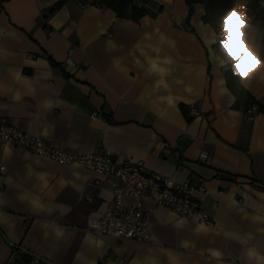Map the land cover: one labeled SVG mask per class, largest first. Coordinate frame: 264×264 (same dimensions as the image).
<instances>
[{
  "label": "crops",
  "instance_id": "crops-1",
  "mask_svg": "<svg viewBox=\"0 0 264 264\" xmlns=\"http://www.w3.org/2000/svg\"><path fill=\"white\" fill-rule=\"evenodd\" d=\"M58 1L0 0V117L66 152L107 149L202 182L212 224L156 205L146 240L97 234L86 220L103 212L117 177L0 137V264H14L16 249L53 264H264V111L233 106L232 62L204 3L187 18L186 0H133L147 10L134 20L92 0L49 13ZM249 1L234 8L246 14ZM250 21L243 36L264 58ZM239 23L229 26L243 49ZM248 59L241 84L264 106V68Z\"/></svg>",
  "mask_w": 264,
  "mask_h": 264
},
{
  "label": "built area",
  "instance_id": "built-area-1",
  "mask_svg": "<svg viewBox=\"0 0 264 264\" xmlns=\"http://www.w3.org/2000/svg\"><path fill=\"white\" fill-rule=\"evenodd\" d=\"M258 105L247 108L249 117L258 111ZM190 110L197 112L194 107ZM97 111L90 117H98ZM0 137L20 145L37 154L48 156L59 163L81 164L100 174L116 176L112 197L98 215H90L85 228L100 235L117 239L146 240L150 237L149 213L153 206L164 205L172 211L195 216L206 225L212 224L210 215L201 207L206 194L202 182L190 179L176 181L173 178L149 170L142 160L117 161L111 150L99 149L93 152H66L39 135L20 128L11 118L0 117ZM5 166L0 163V171ZM150 199L153 204H147ZM264 219V210L262 212Z\"/></svg>",
  "mask_w": 264,
  "mask_h": 264
},
{
  "label": "trees",
  "instance_id": "trees-1",
  "mask_svg": "<svg viewBox=\"0 0 264 264\" xmlns=\"http://www.w3.org/2000/svg\"><path fill=\"white\" fill-rule=\"evenodd\" d=\"M264 0H250L245 8L247 17L251 18L250 25L254 27L261 35V41L264 43ZM63 0H59L53 7L49 9V13L54 11L62 4ZM99 6H107L112 8L118 16L130 17L138 20L146 13V8L136 4L133 0H92ZM189 10L188 17L193 11V3L203 2L205 6V13L202 18L205 22L213 24L218 30L221 27L222 19L232 8L238 3V0H186ZM227 84L234 92L236 100L234 107H244L247 109L250 105L256 102L255 98L243 87L241 84V77L235 75L233 72L226 73ZM181 111L187 119H191L192 115L189 108L185 104L180 105ZM259 110L264 111V106H258ZM16 257L14 264H27L30 261V256L21 250L16 249Z\"/></svg>",
  "mask_w": 264,
  "mask_h": 264
},
{
  "label": "snow or ice",
  "instance_id": "snow-or-ice-1",
  "mask_svg": "<svg viewBox=\"0 0 264 264\" xmlns=\"http://www.w3.org/2000/svg\"><path fill=\"white\" fill-rule=\"evenodd\" d=\"M244 7L241 5L237 8H232L222 19L221 31L223 33V38L220 40V47L224 50L225 54L229 57L232 62L233 73L237 76H240L242 79H247L251 74L249 68L251 67V61L248 57H251L252 60L257 61V66L253 71L260 70L264 68V58H261L251 45L247 44L246 38L243 36L244 28L247 25L246 14L240 9ZM233 20L239 21L237 30L241 33L240 43L244 45L243 49L235 43L233 37V29L229 26V21Z\"/></svg>",
  "mask_w": 264,
  "mask_h": 264
},
{
  "label": "water",
  "instance_id": "water-1",
  "mask_svg": "<svg viewBox=\"0 0 264 264\" xmlns=\"http://www.w3.org/2000/svg\"><path fill=\"white\" fill-rule=\"evenodd\" d=\"M226 69V68H225ZM224 69V70H225ZM26 253H28L29 255H33L34 257H37V258H40V257H38V256H36L35 254H32V253H30L29 251H27V250H24ZM40 259H42L43 261H45V262H47V263H49V264H53L52 262H49V261H47V260H45V259H43V258H40Z\"/></svg>",
  "mask_w": 264,
  "mask_h": 264
},
{
  "label": "rangeland",
  "instance_id": "rangeland-1",
  "mask_svg": "<svg viewBox=\"0 0 264 264\" xmlns=\"http://www.w3.org/2000/svg\"><path fill=\"white\" fill-rule=\"evenodd\" d=\"M239 1V0H238Z\"/></svg>",
  "mask_w": 264,
  "mask_h": 264
}]
</instances>
